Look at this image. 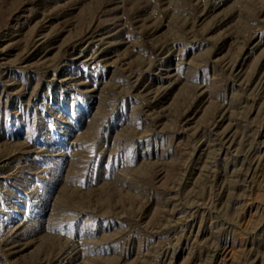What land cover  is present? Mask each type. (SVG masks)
Here are the masks:
<instances>
[{"label":"rangeland","instance_id":"1","mask_svg":"<svg viewBox=\"0 0 264 264\" xmlns=\"http://www.w3.org/2000/svg\"><path fill=\"white\" fill-rule=\"evenodd\" d=\"M0 264H264V0H0Z\"/></svg>","mask_w":264,"mask_h":264}]
</instances>
